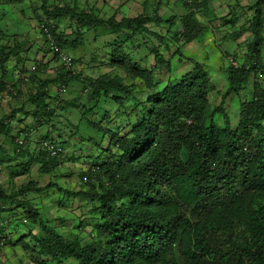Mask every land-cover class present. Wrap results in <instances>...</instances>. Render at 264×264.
<instances>
[{
	"label": "trees",
	"instance_id": "obj_1",
	"mask_svg": "<svg viewBox=\"0 0 264 264\" xmlns=\"http://www.w3.org/2000/svg\"><path fill=\"white\" fill-rule=\"evenodd\" d=\"M198 1L175 0V4L180 3L187 9L186 15L176 14L164 20L159 12L161 3H157L154 12L150 13L147 6L149 0H146L144 9L147 13L123 22L114 19L105 21L96 11H79L70 6L49 11L44 3L48 19L42 31L47 47L42 49L39 45L37 50L40 55L43 53L44 59L34 58L35 71L25 68L30 59L26 61L22 57V44L3 46L0 33V92H7L12 98L17 95L25 97L27 93L22 92L19 83L26 81L35 88L23 102L29 110H12L0 118V133L11 138L14 147L13 157L5 152L0 159V174L3 164L17 160L28 159L27 164L36 162L41 167L43 161L48 168L63 162L70 142L60 144L47 129L48 120L56 115L49 102L52 85H60L67 91L73 82L82 80L86 83L90 80L86 91L89 98L86 94L85 97L94 105L91 108L87 105L82 107L85 110L82 116L84 126L111 137V146L121 152L119 156H114L110 151L112 155L102 163L83 162L81 183L87 190H92L91 193L65 191L68 196L89 197L99 204L94 210L100 215L101 223L96 228V235L88 242H64L55 229L43 223L40 211L32 205L29 195H42L48 189L33 186L15 189L11 184L12 190L9 192L0 182V202L3 206L0 210L14 212L16 216L15 213L22 209L32 228L37 222L40 223L46 236L45 244L41 247H44L53 264H64L66 258L77 264H264V89L255 87L252 99L240 108L237 125H232L224 108L228 97L239 93V86L247 84L250 76L259 72L264 74L263 12L260 6L246 30L233 34L240 45L245 32H251L252 39L245 45L246 64L240 68L230 64L227 70L224 69L229 73L230 87L219 107L214 110L209 101L214 85H211L205 63L184 56L180 53L181 48L177 49V53L192 62L194 69L183 76L178 84L169 83L163 92L153 88L156 81L153 85H150V81L146 86L153 90L145 102L136 99L134 93L130 92L135 86H128L123 78L105 76L87 79L83 72L73 70L77 65L74 61L70 69L59 63L52 76L42 78V74L48 72L51 61L59 62L55 54L79 45L78 40L71 42L50 23L52 19L65 17L77 21V31L109 27L112 33H105L109 40L107 46L121 42L118 40L121 30H125L123 40H131L133 35L152 36L154 40H159L160 45L150 50L155 65L149 70L141 69L135 57L126 56L121 47H116L111 53L109 66L121 71L125 77L136 78L135 75H139L149 80L159 68L170 71L171 62L159 52L161 45L169 40L175 41V45L182 42L186 46L209 30L205 21H201L204 19L197 14L205 0L202 4ZM150 24L155 27L165 24L168 27L166 35L153 31ZM52 49H56L55 54ZM228 53L223 52V57L228 58ZM49 56L52 60L44 63ZM11 58L16 60V68H20L21 76V79H13V84L6 79V63ZM10 84L11 87H8ZM112 92L122 94V97H112L118 105H125L126 101L131 100L136 103L137 109L143 107L145 111L143 104L151 108L134 125L131 135L127 133L121 136L120 131L114 133L108 126L104 128L102 123H97L98 120H92L91 115L95 117L101 110V121L110 122L108 113L98 104L101 98L110 100ZM57 100L55 107L66 111L77 108L79 102L66 103L61 95ZM20 114L24 119L19 118ZM217 114L225 118L224 127H217ZM29 118L33 125L20 126V131L28 135L33 129L36 133L42 128L47 131L41 138L21 145L18 138L11 137L13 126L15 122L22 125ZM44 141L56 142L63 153L50 157L42 149ZM29 146L34 148L33 153ZM88 165H94L97 172H89ZM85 177L87 180L89 178V182L84 181ZM101 179L106 183V188L104 186L103 191L98 193L96 182L99 181L101 186ZM11 192L13 194L9 195ZM79 227L83 228V225ZM27 232L29 235V230ZM9 245H12V241L6 239L5 246L1 248L7 249Z\"/></svg>",
	"mask_w": 264,
	"mask_h": 264
},
{
	"label": "rangeland",
	"instance_id": "obj_2",
	"mask_svg": "<svg viewBox=\"0 0 264 264\" xmlns=\"http://www.w3.org/2000/svg\"><path fill=\"white\" fill-rule=\"evenodd\" d=\"M145 1L21 0V2H18L13 0H0L1 44L3 46L13 47L17 43H21L22 57L26 61L30 59L25 64V68L27 71H33L32 68L35 66L33 63L34 58L39 59L42 57V60L44 59L43 53L40 55V52L37 50L39 45L42 46V49L47 47L46 43H44L45 35L42 31V26L46 24L48 19L43 8L44 3L49 11L70 6L79 11H96L98 16L105 21L114 19L115 21L123 22L124 20H134L141 14L147 13L144 9ZM174 1L149 0L147 6L149 12L153 13V8L157 7V3H161L159 12L164 20H168L172 15L176 14L179 16L186 15L187 9L180 3L175 4ZM199 2L202 4L204 0H199ZM258 6H260L263 12L264 33V0H205L204 6L199 7L197 14L204 19L201 21H205L209 30L197 41L186 46H183L184 44L182 42L175 45V41L169 40L162 44L159 52L171 62L172 68L170 71L159 68L149 80L139 75H135L136 78L125 77V74L114 67H110L109 64L112 61L111 53L119 46L126 56L136 58L135 60L141 69H151L155 65V60L153 55L150 54V50L152 47L160 45V41L156 38L154 40L152 36L133 35L131 40H123L122 35L125 33V30H121L118 32L119 34L117 33L120 35L118 40H121V42L107 46L106 43L109 40H107L108 36L105 33H112L109 27L77 31V21L70 19V17L58 20L52 19L50 23H53L59 29L58 31L64 33L71 42L78 40V46L65 50V53L70 59L77 64L76 67H73L76 73L79 71L83 72L85 78L89 77L92 79L105 76H110L111 78L115 76L121 77L128 86H135L130 92L134 93L136 99L142 102L148 100L153 90L146 86L149 85L150 81H152L150 85H153L156 81L153 88L159 92H163L169 83L176 85L183 76L192 72L194 69L193 63L177 53V49L181 48L180 53L184 56L205 63V70L209 74L211 85H214L209 95L210 106L214 110L219 107L222 102V97L230 87L229 73L228 71L226 72L227 67L230 65V60L233 58L236 59L239 66L246 64L245 58L247 50L245 45L252 39L251 32H245V35L239 41L240 43L242 42L240 45L234 40L233 34L242 31V29L246 30L254 19ZM150 27L153 31L159 32L163 36L166 35L168 29L165 24L160 27H155L154 24H150ZM225 51L230 53H228V58L223 57L222 53ZM262 58L264 61V52ZM49 60H52L51 56L46 58L44 63ZM138 60L142 62L140 63ZM58 64L59 62L57 61H51L48 72L42 74V78L50 77L46 75L52 76L54 74V68ZM6 66L8 72L6 79L11 84L14 82L13 79L17 80L18 77L21 79L20 68H16V60L14 58L8 60ZM1 77L2 73L0 71V82ZM249 79L250 81L247 84L239 86V93H233L225 102L224 108L233 126L237 125L242 105L252 99L255 87L264 89V74L262 72L250 76ZM88 81L90 82V80ZM88 81L86 83H83L82 80L73 82L65 94L60 92L62 88L60 85H52L50 88L51 91L49 90V97H51L49 102L51 107L54 108L56 115L51 120H48L47 129L52 132L54 140L60 142V144L70 142V148L68 147L65 155H63V162H59L58 166L52 164L48 168L43 161L41 167V164H37L36 162L31 164L32 166L29 163L27 164L28 159L17 160L16 162L3 164L0 174V179L3 181L2 184L6 189H9L7 187L11 185L8 184V181H11L16 189L26 186H33L43 190L48 189L42 195L38 193L30 194L29 199L33 201L31 202L32 205L38 207L37 210L40 211V217L43 223L55 229L56 233L63 238L64 242L72 243H78L80 241L88 242L93 235H96V228L101 221L100 215L94 209L99 207V204L96 200L89 197L68 196L65 194V191L78 192L83 190L91 193L92 190H87V187L84 188V185L81 183L80 173L83 171V162L99 161L102 163L112 154L114 156L121 154L119 149L111 146V137L93 132L84 126L85 120H83L82 116L85 115V110L82 107L87 105L88 108H91L94 105V102H89L85 97L86 91L88 90L87 86L89 87ZM11 84L8 87H11ZM19 85L24 94L33 93L35 89L34 85L29 84L27 81L24 83L20 82ZM27 94H25V97L24 95H17L15 98H12L7 95V92L1 91L0 118L5 114H9L12 110H20L21 108L29 110L30 108L23 104L25 98H27ZM60 95L66 103L78 100L77 108L72 107L66 111L64 108L55 107L58 104L57 97ZM86 95L89 98V95ZM113 96L122 97V94L112 92L110 94V100L106 101L105 98H101L98 104L102 109H105V113H108L110 122L105 121L106 123H103L101 121L103 115L101 110L99 112L97 111L98 114L95 117L91 115L92 120H98L97 123H102L101 126L104 128L108 126V129L114 133L120 131L121 136L127 133L131 135L134 125L139 122L145 113H149L151 108L143 104L142 106L146 107L145 111L143 107L137 109L136 103L131 100L126 101L125 105H118L112 100ZM131 110L132 112H130ZM19 118L24 119V116L20 114ZM215 121L217 127H224L225 118L221 114L215 115ZM30 125H33L30 118L25 120L22 125L15 122L11 137L17 136L20 126ZM47 129L42 128V133L45 134ZM39 132L34 133V136H37ZM19 138L21 137L19 136ZM1 148L3 150L0 151V159L4 156L5 152L8 153L9 157H13L14 147L12 146L11 138L4 133H0ZM29 150L31 153L34 152V148H30ZM110 151L112 154H109ZM5 177L7 180H5ZM100 181L101 186L99 181L96 182L97 187H99V189H96L98 193L103 191L104 186L106 188L104 180L101 179ZM49 186L52 188H48ZM13 192L9 195H12ZM19 211L20 215L17 211L15 216L13 215L14 212H3V210H0V215L3 216H0V222H2L1 220L3 218L9 219L11 217H16V220L19 221L25 217L23 210L21 209ZM17 223H20V225ZM15 224L17 226L13 224L12 228H10L12 245H9L7 249L0 247V264H29L32 261L35 263L53 264L44 247H41V245L43 246L45 244L46 236L42 231V226L39 225L40 223L37 222V224H34L35 226L33 225V228L30 223L22 225L20 221L15 222ZM80 225H83V228L79 227ZM28 230L29 235L31 233L30 236L28 235ZM64 264L77 263L72 259L66 258L64 259Z\"/></svg>",
	"mask_w": 264,
	"mask_h": 264
},
{
	"label": "built area",
	"instance_id": "obj_3",
	"mask_svg": "<svg viewBox=\"0 0 264 264\" xmlns=\"http://www.w3.org/2000/svg\"><path fill=\"white\" fill-rule=\"evenodd\" d=\"M186 2H190V0H185ZM53 50V49H52ZM56 50V49H54ZM52 51L53 54H55L54 52L55 51ZM55 56H57L58 60H59V63L63 66H65L67 69H70L73 67L72 65V60L70 59V57L64 52H61V54H55ZM33 71L36 70L35 66L32 68ZM61 93L65 94L66 93V88L65 87H62L61 90H60ZM21 129H18V132H17V136H15L16 138H18V141L21 145H24L26 143H28V141H33V139H37L35 136H34V133L35 130L33 129V131L31 130V134L28 135L27 133L23 132V131H20ZM19 136L21 138H19ZM42 149L47 152V154L50 156V157H58L60 156L62 153H63V149L61 148L60 145H58L56 142H51V141H44L42 143ZM87 170H89V172L91 171V173H96L97 172V168L94 166V165H88L87 166ZM84 181L87 183L89 182V178L87 180V178L85 177L84 178ZM0 209H3V206L1 205V202H0ZM19 212V215H20V211ZM18 215V214H17ZM2 222H0V247H3L5 246V241L6 239H9L11 240V233H10V228H12V225L15 224V222H18L16 220V217H11L8 219H5L3 218L1 220ZM21 223L22 224H28V221H27V218L23 217L22 219H20ZM9 233V235H8ZM30 264H35L34 262H30Z\"/></svg>",
	"mask_w": 264,
	"mask_h": 264
},
{
	"label": "crops",
	"instance_id": "obj_4",
	"mask_svg": "<svg viewBox=\"0 0 264 264\" xmlns=\"http://www.w3.org/2000/svg\"><path fill=\"white\" fill-rule=\"evenodd\" d=\"M40 59H41V58H40ZM42 135H43V133H42V131H40L36 137H37V138H41ZM0 176H1V175H0ZM5 178H6V177H5ZM5 180H7V178H6ZM0 181H1V184H2V182H3L2 179H0ZM8 184H12L11 181H10V182L8 181ZM2 185H3V184H2ZM3 187L6 188L4 185H3ZM7 188H9V190H12V185H9ZM15 189H16V188H15Z\"/></svg>",
	"mask_w": 264,
	"mask_h": 264
},
{
	"label": "clouds",
	"instance_id": "obj_5",
	"mask_svg": "<svg viewBox=\"0 0 264 264\" xmlns=\"http://www.w3.org/2000/svg\"><path fill=\"white\" fill-rule=\"evenodd\" d=\"M230 64L234 65L236 68H240V67L244 66V65L239 66V65H238V62H237L236 59H234V58L230 60ZM97 189H98V188H97ZM18 222H20V220H19ZM28 223H29V222H28ZM17 224H20V223H17ZM14 225H16V224H14ZM22 225H24V224H22ZM12 226H13V225H12Z\"/></svg>",
	"mask_w": 264,
	"mask_h": 264
}]
</instances>
